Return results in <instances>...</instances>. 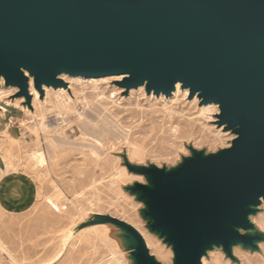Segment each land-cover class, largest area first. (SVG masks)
<instances>
[{"label": "rangeland", "instance_id": "rangeland-1", "mask_svg": "<svg viewBox=\"0 0 264 264\" xmlns=\"http://www.w3.org/2000/svg\"><path fill=\"white\" fill-rule=\"evenodd\" d=\"M61 77L67 87L44 86L43 96L28 85L30 104L0 82V264H135L134 256L137 264H188L138 174L153 182L173 175L186 186L197 165L234 150L212 155L240 130H225L219 105L202 104L189 88L166 98L142 86L127 91L117 76ZM254 214L231 238H207L202 264H264V207ZM121 228L135 241L130 250Z\"/></svg>", "mask_w": 264, "mask_h": 264}, {"label": "water", "instance_id": "water-1", "mask_svg": "<svg viewBox=\"0 0 264 264\" xmlns=\"http://www.w3.org/2000/svg\"><path fill=\"white\" fill-rule=\"evenodd\" d=\"M21 67L38 86L65 72L127 74L128 88L148 79V92L165 94L181 81L219 102L231 126L249 113L223 161L197 165L186 186L159 173L148 190L188 264H201L207 238H231L227 222H248L235 210L264 196V0H0V75L24 86Z\"/></svg>", "mask_w": 264, "mask_h": 264}, {"label": "bare ground", "instance_id": "bare-ground-1", "mask_svg": "<svg viewBox=\"0 0 264 264\" xmlns=\"http://www.w3.org/2000/svg\"><path fill=\"white\" fill-rule=\"evenodd\" d=\"M21 69V72H22V74H23V76H24V78H25V85L24 86H22V85H20V84H18V83H15V84H13V83H10L8 80H7V78H6V76L5 75H3V74H1L0 75V82H1V86L4 84V82H5V85L6 86H11V87H18L19 89H20V92H19V96H24L25 98H26V100H27V102H29V104L31 103L30 102V100H31V96H30V93H29V86H30V89H31V94L32 93H34L35 95H36V93H35V88H34V85H33V82H34V84L36 85V75L34 74V73H32V72H30L28 69H25L24 67H21L20 68ZM69 75L70 77H80V76H73V75H70V74H68V73H61V74H57L56 75V78L57 79H59V80H61L60 79V77L61 78H64L63 76L64 75ZM117 77H118V79L119 80H125V79H127V78H129L130 76L129 75H127V74H124V75H116ZM83 77V76H82ZM81 77V78H82ZM105 77H114V76H105ZM69 78V77H68ZM84 78H86V77H84ZM90 78V77H89ZM99 78H103V77H99ZM99 78H94V79H99ZM67 80V79H66ZM122 81V82H123ZM61 82L62 83H57L56 85H47V84H45V83H41V86H38V85H36V88L39 90V92H40V94H41V96H43L44 95V91H43V88H44V86H47V87H49V86H51V87H53V88H55V89H59V88H62V87H64V88H66L67 87V84L66 83H64L63 82V80H61ZM80 82V81H79ZM71 83V82H70ZM89 83V82H88ZM149 84H150V82H149V80L148 79H146L145 81H144V83L143 84H141V85H138V86H136V87H133V88H128L125 84L122 86L123 88H125L127 91H130V90H133V89H138L139 87H141L142 86V88L141 89H144V88H146V92H147V94L148 95H150L151 93H153L154 95H156V96H161V95H164L166 98L167 97H170V96H172V94H173V92L175 91V89H176V93H178L180 90H182L183 88H189V89H186L185 90V92L186 93H188L189 92V90H190V95H192V88L191 87H189V86H185L184 85V83L183 82H181V81H179V82H177L176 83V85H175V88L172 90V92L170 93V94H165L164 92H162V91H160V93H156L155 91H154V89H152L150 92H148V86H149ZM29 85V86H28ZM71 87V86H70ZM82 89V88H81ZM89 89V88H88ZM48 90V89H47ZM51 90V89H50ZM53 90V89H52ZM184 90V89H183ZM63 91V90H62ZM82 92V91H81ZM94 92V91H93ZM133 92V91H132ZM56 93V92H55ZM63 93H64V91H63ZM99 93V92H98ZM84 94V93H83ZM82 94V95H83ZM103 94V93H102ZM182 94V93H181ZM198 95L199 94V97L202 99V104H215V105H219V108H220V113H219V116L221 117L222 116V106H221V104L218 102V103H215V102H208V103H206V102H204V97L202 96V91H198V92H195L194 93V96L195 95ZM94 95V94H93ZM96 95V94H95ZM184 95V94H183ZM65 96V95H64ZM102 96V95H101ZM186 96V95H185ZM193 96V97H194ZM24 98V99H25ZM49 99V98H48ZM60 99V98H59ZM197 99V98H196ZM37 100H39V99H37ZM169 100V99H168ZM85 101V100H84ZM195 101V100H194ZM198 101V100H197ZM200 104V103H199ZM58 105V104H57ZM214 105V106H215ZM67 106V105H66ZM210 106V105H209ZM203 107V106H202ZM207 107V106H206ZM102 108V107H101ZM205 108V107H204ZM58 109H59V107H58ZM210 110V109H209ZM218 110V109H217ZM69 111V110H68ZM105 111V110H104ZM173 111V110H172ZM200 111H201V109H200ZM214 111V110H213ZM215 112V111H214ZM209 113V112H208ZM217 113V112H216ZM201 115V114H200ZM199 115V116H200ZM203 115V114H202ZM208 116V115H207ZM218 116V117H219ZM249 117V113H247V112H242L241 114H238V118H237V122H236V124L233 126V127H231V122L230 121H227V122H225L223 125H226V129L225 130H233V131H235V129L236 128H238V129H240V130H242L243 128H244V124H245V122L247 121V118ZM205 119V118H204ZM211 121V120H210ZM184 123H186V122H184ZM205 124H206V122H205ZM189 126V125H188ZM187 127V126H186ZM177 128V127H176ZM212 129V128H211ZM224 129V128H223ZM205 130V129H204ZM7 131V130H6ZM184 131V130H183ZM180 132V131H179ZM197 132V131H196ZM224 132V131H223ZM7 133V132H6ZM216 133V132H215ZM177 133H175V135H176ZM191 134V133H190ZM212 134V133H211ZM235 134H237L238 136L236 137V139H238V138H240L241 136H242V133H240V132H236ZM9 135V134H8ZM236 139L235 140H233V142H232V145H231V147L230 148H227V149H223V150H220V152H218V153H216V154H212V155H215V156H218V155H220L221 153H224V152H226L228 149H231V148H235L236 149V147H235V141H236ZM12 142V141H11ZM13 143V142H12ZM15 143H16V141H15ZM237 150V149H236ZM206 155V154H205ZM211 155V154H210ZM35 157V156H34ZM36 160H38V159H40V164H42V165H44V164H46V157H45V155H44V153H41V152H38L37 153V155H36ZM181 166V164H179L176 168H178V167H180ZM182 167V166H181ZM43 169H45V168H43ZM5 170V169H4ZM136 174H138V173H136ZM136 174H135V176H136ZM138 175H143L144 177H145V179H146V181H147V183L149 184V185H146L147 187H149L150 189H153V188H155L157 185L152 181V179H151V177L149 176V175H144V174H138ZM131 176V175H130ZM130 181V180H129ZM140 182V181H139ZM145 185V184H144ZM146 203V202H145ZM147 205V204H146ZM262 207H264V196H260V202L259 203H255V204H248V205H241V206H239L235 211L236 212H239V211H244V210H248V212H247V216H245V219L249 222V223H251L250 222V216L251 215H255L254 214V212H256L257 210H258V208H262ZM260 221H262V220H260ZM228 223V225L232 228V230H240L241 228L240 227H238L235 223H232V222H227ZM252 224V223H251ZM135 226V225H134ZM126 227L129 229L130 227L131 228H134L132 225H130V224H128L127 222H126ZM76 228V227H75ZM73 229V228H72ZM77 229H78V227H77ZM76 229V230H77ZM122 230H123V232L126 234V235H128V238H129V242H130V246H129V250L130 249H132L134 246H135V241H134V239H133V237L131 236V235H129L128 234V232H127V230L125 229V228H121ZM135 229V228H134ZM136 230V229H135ZM137 231V230H136ZM71 232V231H70ZM120 232V231H119ZM137 232H139V231H137ZM151 232V231H150ZM152 233V232H151ZM70 234V233H69ZM154 234H156V233H154ZM143 237V236H142ZM146 238H148V236L146 237ZM144 239V238H143ZM144 241H145V239H144ZM257 241H259V240H256V242ZM145 244H146V242H145ZM149 244H151V243H149ZM240 246L239 244H235V243H232V245H231V247H233V246ZM152 246V245H151ZM146 247H147V245H146ZM171 248H172V250L174 251V259H175V255H176V251L173 249V247L172 246H170ZM148 248V247H147ZM160 248V247H159ZM149 250V249H148ZM214 250V249H213ZM255 250V249H254ZM207 251H208V249H205V251H204V254H203V257L204 256H206V254H207ZM112 252V251H111ZM127 252V251H126ZM115 254V253H114ZM150 254H151V252H150ZM169 255V254H168ZM151 256H152V254H151ZM152 257H154V256H152ZM203 257H202V259H203ZM114 258V257H113ZM155 258V257H154ZM171 259V258H170ZM116 260V259H115ZM134 261H135V264H137V258L134 256ZM201 264H202V262H201Z\"/></svg>", "mask_w": 264, "mask_h": 264}, {"label": "crops", "instance_id": "crops-1", "mask_svg": "<svg viewBox=\"0 0 264 264\" xmlns=\"http://www.w3.org/2000/svg\"><path fill=\"white\" fill-rule=\"evenodd\" d=\"M12 206V205H11Z\"/></svg>", "mask_w": 264, "mask_h": 264}]
</instances>
